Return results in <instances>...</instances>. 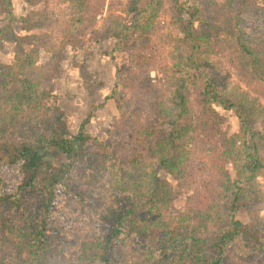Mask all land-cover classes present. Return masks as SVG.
<instances>
[{"label": "trees", "instance_id": "trees-1", "mask_svg": "<svg viewBox=\"0 0 264 264\" xmlns=\"http://www.w3.org/2000/svg\"><path fill=\"white\" fill-rule=\"evenodd\" d=\"M22 1L29 6L45 2ZM60 1L69 8V19L60 24L59 36H47L42 30L60 23L53 14L42 8L16 17L12 1L0 0V12L7 11L0 51L6 43L13 45L12 62L0 63V163L22 179L12 193L0 195L2 263L51 264L57 255L50 250L60 252L48 237L45 219L36 230L15 226L9 204L17 206L19 197L33 193L37 185L48 212L57 191L76 195L75 187L98 188L106 179L109 232L81 243L77 261L111 264L110 251L122 242L145 264H183L190 257L196 258L194 264H264V217L253 185L264 170V120L253 102L224 92L223 76L208 56L211 51L228 53L234 64L264 73V0H177L171 26L189 51L171 53L170 66L158 68L162 74L157 79L150 73L155 65L150 37L162 36L155 21L163 0H126L123 18L107 20L99 33L93 28L97 3ZM243 16L250 26H243ZM85 29H91L96 41L114 39L107 52L112 61L114 52L130 48V64L115 66L111 92L91 104L71 134L59 97L40 84L59 74L67 48L87 45L88 39H81ZM40 50L49 54L43 64L37 63ZM73 67L83 83L90 80L85 63L74 61ZM108 102L116 116L103 143L86 126ZM216 108L236 118L235 132L229 133L227 118ZM39 109L44 116L40 123ZM17 117L26 123L10 131ZM7 133L9 141L4 140ZM125 133L129 135L122 138ZM160 170L176 181L175 188L159 178ZM181 192L190 193L187 208L178 216L163 215ZM237 209L249 216L248 223L235 217ZM9 243L13 251L5 248ZM8 256L12 260L5 262Z\"/></svg>", "mask_w": 264, "mask_h": 264}, {"label": "rangeland", "instance_id": "rangeland-1", "mask_svg": "<svg viewBox=\"0 0 264 264\" xmlns=\"http://www.w3.org/2000/svg\"><path fill=\"white\" fill-rule=\"evenodd\" d=\"M36 3L33 6L26 5L21 2L15 6L13 15L20 17L26 14L28 11L36 12L45 8L47 12L53 14L59 19L58 25H53L46 30H42L47 36L49 34L59 36L58 29L61 25L66 24L69 19L70 12L66 3H61L60 0H44ZM196 0H188L189 4H193ZM223 1V0H217ZM254 2L255 0H249ZM92 4L97 3L95 6V30L101 31L107 26L110 19H114L116 16H122L124 12L126 0H91ZM177 5V0H163L162 10L155 21V25H158V32L161 37L155 39L156 33L150 37V41L154 44L150 47V54L155 65L150 70L152 75L156 76V79L162 74L158 71L165 66H170L171 53L182 52L188 53L189 45L180 33H176L172 29V12L171 8ZM98 7H100L98 9ZM4 18L5 13H3ZM1 15V16H3ZM244 27L250 26L248 17L243 16ZM159 22V24H158ZM5 20L3 21V24ZM2 24V25H3ZM14 26L19 28L16 23ZM61 24V25H60ZM1 25V26H2ZM13 26V25H12ZM161 28H160V27ZM92 28V29H93ZM84 35L81 39H88L87 45L81 50L66 49V55L61 64L60 73L57 75L58 79L55 81L54 88L58 89L59 100L57 101L58 107L64 113V121L67 125L68 132L75 134L79 123L86 117L91 104L99 103L107 96L115 83L114 71L115 66L129 65L130 64V48L126 51H116L113 54V61L107 55V52L112 48L114 39H106L96 41L93 37H90L91 29H85ZM18 33H21L19 29ZM40 33L41 30L35 31ZM164 36V37H163ZM9 44V43H6ZM11 46V54L4 53L0 55V63L9 64L10 59L13 57V45ZM129 46V45H128ZM40 52H43L40 50ZM39 52V53H40ZM42 55V54H41ZM49 55V54H48ZM209 61L215 66V69L223 76V82L225 85L224 92H234L239 94L245 99L247 104L250 102L256 106L255 113L262 117L264 120V73L254 74L247 70L245 67H240L232 62V55L228 53H216L210 52L208 54ZM49 60V58H48ZM47 60V61H48ZM39 60H37L38 63ZM87 63L89 67L87 71L90 73V80L87 79L85 83L78 76V69L73 67V62ZM39 64V63H38ZM56 78V77H55ZM54 79V77H53ZM46 81V80H44ZM48 84H45L41 89L47 91ZM50 90L53 91V88ZM54 94V92H52ZM200 105V102L194 103L191 107ZM255 108V107H254ZM216 111L227 118V125L229 133H233L237 129L236 118L227 111L216 108ZM27 119H31L30 110L26 111ZM37 119L43 121V112L38 110ZM116 116V112L110 102L104 105L103 108L97 110L90 123L86 126V132L92 136L97 137L103 143L108 141L106 130L111 127ZM258 127H262V121L259 120ZM26 123L24 118L17 117L11 125L10 131L16 130L21 124ZM10 133H7L4 140H11ZM129 133L123 134L122 138H127ZM12 140H15L14 138ZM152 162V160H149ZM159 178L166 180L175 188L176 181L165 171L160 170L157 172ZM20 175L17 174L14 168L4 166L0 163V195H6L12 193L18 184L21 182ZM107 180H103L101 187L87 188V187H75L76 195L73 197L69 193H63L61 190L55 193V196L50 204L48 212L43 208L44 194L41 192L39 186L36 185L33 193H24L19 198L21 200L17 203V206L8 205V214L10 215V222L15 226L23 228H30L36 230L40 224V221L45 219L47 225L46 230L49 234V239L55 241L56 246L59 249L55 250L53 247L50 255H57L50 258L51 264H90L85 262H79L76 260L77 252L81 243L86 241L98 240L103 235L109 232L111 224L110 218L106 214V201L108 194ZM106 185V186H105ZM253 185L258 189V193L261 198L260 214L264 217V170L256 176ZM176 190V189H175ZM78 194V195H77ZM190 193H178L173 198L172 203L162 213L163 215H181L183 210L188 206V199ZM77 196H80L79 199ZM10 198L6 204L11 201ZM3 205H1L2 208ZM12 208L15 210L13 211ZM236 218L242 223L249 222V216L242 210L237 209ZM171 216V217H174ZM198 221V220H195ZM210 225L207 223L206 226ZM0 236H1V220H0ZM52 239H51V238ZM1 239V237H0ZM53 242V241H52ZM54 244V243H53ZM127 243L118 242L110 251L111 264H145L144 259L140 254H135L130 251ZM5 248L13 251L12 245L5 244ZM1 249V245H0ZM55 252V253H53ZM2 254L0 250V264L2 263ZM12 258L7 257L5 262H10ZM196 258L190 257L183 264H194ZM10 264V263H9Z\"/></svg>", "mask_w": 264, "mask_h": 264}, {"label": "crops", "instance_id": "crops-1", "mask_svg": "<svg viewBox=\"0 0 264 264\" xmlns=\"http://www.w3.org/2000/svg\"><path fill=\"white\" fill-rule=\"evenodd\" d=\"M12 1V11H14V8H15V6L16 5H18V3H20V1L21 2H23L22 0H11ZM3 13H5V15L7 14V11H2V12H0V27H1V25L3 24V21H4V15H3ZM1 15H3V16H1ZM15 24H13V29H14V31L17 33V34H21V33H18V29H19V31H21L20 30V28H18L17 26H14ZM11 46H10V44H5L4 45V51H0V55H4V53H7V54H11V56H12V52H11ZM42 54V55H41ZM48 58H49V55H48V53H45V52H40L39 53V55H38V60L40 59V61H38V63L39 64H43V63H45L47 60H48ZM10 61H12V58L10 59ZM11 63V62H10ZM85 63V62H84ZM62 64V63H61ZM85 64H87V63H85ZM86 67H88L87 65H86ZM60 69H61V66H60ZM88 69H89V67H88ZM61 72V71H60ZM59 72V73H60ZM56 77V78H55ZM54 77V79H52V80H46V81H42L41 82V84H40V88L42 87V88H44L43 86L45 85V84H48L49 86H47V89H45V90H50L51 88H53V91L52 90H50L51 92H54V94L53 95H56V96H58V91H56L57 89H58V86H57V89H55L54 87L56 86V85H54V83H55V81L58 79V76H55ZM58 101V100H57Z\"/></svg>", "mask_w": 264, "mask_h": 264}]
</instances>
